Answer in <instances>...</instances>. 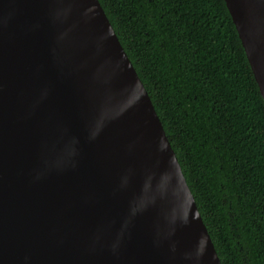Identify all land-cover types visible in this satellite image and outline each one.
Returning a JSON list of instances; mask_svg holds the SVG:
<instances>
[{"label": "water", "instance_id": "water-1", "mask_svg": "<svg viewBox=\"0 0 264 264\" xmlns=\"http://www.w3.org/2000/svg\"><path fill=\"white\" fill-rule=\"evenodd\" d=\"M225 3L264 98V0ZM0 264H223L100 0H0Z\"/></svg>", "mask_w": 264, "mask_h": 264}, {"label": "trees", "instance_id": "trees-1", "mask_svg": "<svg viewBox=\"0 0 264 264\" xmlns=\"http://www.w3.org/2000/svg\"><path fill=\"white\" fill-rule=\"evenodd\" d=\"M100 2L222 263L264 264V98L225 0Z\"/></svg>", "mask_w": 264, "mask_h": 264}]
</instances>
